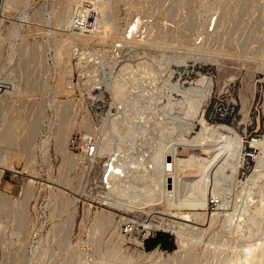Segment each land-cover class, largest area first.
I'll return each mask as SVG.
<instances>
[{
  "label": "rangeland",
  "instance_id": "rangeland-1",
  "mask_svg": "<svg viewBox=\"0 0 264 264\" xmlns=\"http://www.w3.org/2000/svg\"><path fill=\"white\" fill-rule=\"evenodd\" d=\"M69 1L26 0L16 6L12 2L6 4L5 0H0L1 77H5L8 70L17 67L23 55H30L29 61L21 62L22 71H18L16 77L21 92L8 97L13 105H24L29 113L23 124L20 144L15 147L20 154L13 159V164L20 173L7 170L0 183V192L12 197L17 207L22 201L27 203V220L24 231L17 235L14 230L17 222L0 214V221H4L0 223V240L5 241L0 242V264H16L18 255L23 258L21 264H106L103 257L107 255H115L111 260L124 258L125 262L120 260L122 263L117 259L118 264H151V260L144 257L126 260L123 256H130L141 248L130 237L125 240L115 237L114 226L118 225L122 216L134 217L135 213L128 214L103 205V189L100 184L102 173L96 175L88 163L72 157L73 154L80 156L84 152L92 142L89 139L92 132L86 131V128H78L74 123L86 117L88 122L91 121L89 125L92 123L93 129L96 127L95 130H100L108 111V108L107 111L102 108L105 104L106 107L110 104L111 95L114 94L111 87L114 80L123 79L125 73L121 72L122 67L129 63L131 66H138L142 56L144 60L141 61H149L155 68L158 66L164 69L170 65L175 69L180 66L176 71L170 68L158 73L155 83L160 87L170 80L172 89L185 91L187 95L193 86L208 87L209 84L214 92L223 96L227 94V97L232 98L235 94L236 111L239 113L236 112L237 118L240 117L239 120H242L241 123L244 121V124H248L249 120L250 126H254L253 132L254 128L255 131L258 129L256 133L260 132L259 135L264 139V0ZM81 10L84 12L85 25L76 27L78 19L75 18L82 13ZM138 18L143 20V29L133 38L132 46L124 47L121 41L123 33ZM215 21H219L216 27ZM112 24L117 25V30ZM135 43L139 44V51L136 50ZM137 52L140 57H131L137 55ZM152 60L158 61L154 64ZM159 60L162 61L161 65ZM194 62L198 67L201 66L199 69L203 73L208 72L205 82H198L199 78L195 73L185 85L177 86L178 76L188 74ZM1 81L7 83L9 80ZM146 85L148 83H140L135 87ZM122 89L118 88L117 93ZM0 101L2 106L5 97L0 98ZM255 111L261 112L263 117L260 118L257 114L255 116ZM1 113L6 114L5 110ZM36 118H39V123L34 126ZM63 129L68 135L65 140L60 141L58 134ZM261 137L258 139L261 140ZM116 138L113 137V140H117ZM243 138L246 139V136ZM125 140L128 145V139ZM125 143L121 145L126 146ZM260 152L262 155L263 150ZM183 154L187 155L186 152ZM205 155L209 157L208 153ZM262 165L256 162L253 166ZM189 171L191 175L198 173L197 168ZM238 182L233 183L230 207L219 208L217 204H212L207 211L219 214L213 226L197 224L196 227L209 228L205 232L196 229L185 231L187 246H194L199 254L206 252L211 255L210 260L195 259L187 264H230L229 259L234 252L245 251L242 248L251 243L260 242L262 247L259 252L264 250V213L258 217L261 218V223L256 216L253 218L254 211L250 217L248 213L246 218L244 216L246 223L240 228L236 217L231 222L225 220L228 213L238 214L235 211H242L243 206L249 204L255 207L258 204L257 197L254 198V204L245 197L248 191L244 190L241 179ZM29 190L32 192L29 193ZM242 198L246 201L244 205ZM103 211L115 215L113 227L102 228L97 223V218ZM155 211L159 213L153 217L139 213V218L146 223H138L136 230L147 234L150 223H156L161 218L179 220L161 206H157ZM73 217V230L68 236ZM255 218L258 221H254ZM222 223H227V226L223 227ZM220 227L224 228L223 232ZM148 237L150 238L144 247L148 252L158 247L167 256L179 249L178 235L172 230L152 231ZM111 250L116 252L110 254Z\"/></svg>",
  "mask_w": 264,
  "mask_h": 264
},
{
  "label": "bare ground",
  "instance_id": "bare-ground-1",
  "mask_svg": "<svg viewBox=\"0 0 264 264\" xmlns=\"http://www.w3.org/2000/svg\"><path fill=\"white\" fill-rule=\"evenodd\" d=\"M25 1L26 0H5L6 4L12 2L16 6H20V4H23ZM67 1L70 2L69 0ZM70 4H72V2ZM70 4H68V6ZM113 24L112 27L115 26ZM217 24H219V21H215V27ZM143 26L144 24L141 18L133 20L130 23L129 28L127 27L128 30H125L123 33L121 38L122 45H124V47L129 45L132 46L131 44L134 43L133 38L141 33ZM116 28L117 25L115 26V30H117ZM136 43V50L139 51L137 47L139 44L136 45ZM134 52L136 51L134 50ZM136 56L140 57V53L137 55H131V57ZM12 59L13 58L11 57L10 60ZM29 59L30 55L26 53V56L23 55L21 62L29 61ZM155 59L157 58L155 57ZM139 60L140 63L137 64L138 66H131L129 63L131 67L129 65L122 67L121 72L125 73L124 77L122 76L123 79L116 78L114 80L111 86L114 94L111 95L112 98L110 97V104L107 107L105 104V107L103 106L102 108H108V111L106 109V118H104L103 127H101L100 130H95L96 127L93 129L91 127L92 123L89 125L91 121L88 122L86 117H83L74 123V126H77L78 128H86L88 129L86 131L90 130L92 132L91 135L89 134L91 136L89 139L92 140L90 147L93 145V149L91 151V148L86 147L80 156L73 154L72 157L75 160L78 159L82 162L85 161L84 163H88L89 168H93L96 175L99 176L102 173L100 184L103 189V195L101 196L103 205L120 212H127L128 214L135 213L134 217H124L120 215L122 217L121 219L119 218L120 222L117 226H114L113 222L115 215L112 212L107 213L103 211L97 218V223L101 227H115L113 232L115 237L120 240H125L129 236L130 239L141 248L140 251H135L130 256L123 255L126 260H133L138 256L150 259L151 264H175L176 262L179 264H187L189 261L195 259H206L207 261L211 256L209 253L205 252L199 254L194 246H187L185 231L196 229L205 232L209 227L213 226V224L217 222L219 214H211V212L208 213L207 211L212 206V203H215L216 201H218L217 206L219 208L230 207L233 183L238 182L240 179L242 181L241 184L244 186L242 187L244 190L247 189L248 191L247 196H244L247 197V199L249 198L250 202L253 204L255 203L254 198L257 197L258 204L256 203L257 205L255 207L247 204L246 206H243L242 211L240 209L235 211L239 212L238 214H232V212L230 215L229 213L226 215L225 213L224 215L227 216V219L225 218V220L231 222L236 217L238 227L240 228L245 222L248 213L250 217L254 211L255 214L253 218L256 216L257 219L263 215L264 142L262 141L264 139L259 135L260 132L256 133L258 129L255 131L254 128L255 133L253 132L254 126H250L251 122L249 120H247L248 124H244V121L241 123L242 120H239L240 117L237 118V102L234 100V93V96L228 93L232 98L234 97L233 99L227 97L228 95L225 93V96H223L220 93L214 92L212 85L210 87L209 84L208 87L195 85L189 89L191 92H188L187 95L185 91L172 89L169 84L171 83L170 80L166 82L165 86L160 87L155 83L158 79V73L172 67H169L170 65H168V67L161 69L156 65L157 68H155L151 62L141 61L144 60L142 56ZM155 61L152 63L155 64ZM21 62L17 67L8 70L9 72H7L5 77L3 76L2 78L0 75V79L2 78L10 81V84H8L9 81L4 83L1 81L2 79L0 80L2 91L0 98L5 97V101H3L1 103L2 106H0L2 109L0 110V183L4 179V174L7 170L14 173H20V171L14 166L13 159L20 154V151L17 152L15 147L20 144L22 138L21 132L24 127L23 124L29 117V113L24 105H13L8 97H10L11 94H19L21 92L19 83L16 81L18 71H22L20 64L23 66V62ZM173 62H176V60ZM161 63L162 61L160 62V65ZM198 66L199 65L194 62L189 68L188 74L186 73L182 76H178L176 80L177 86L185 85L195 73H197V77L199 78L198 82H205L207 79L206 74L208 72L204 71L203 73L199 69L201 66ZM178 67L180 66H177V68L175 67V69L172 68V70L176 71ZM139 82L141 84L148 83V85L140 88L135 87V85L140 84ZM118 88H123L120 93H117ZM132 88L133 90H131ZM262 90L264 91V87ZM4 110L6 114L1 113V111L4 112ZM114 110L116 111L115 113ZM254 114L255 116L257 114L260 118L263 117L261 112L255 111ZM255 116L253 117L255 118ZM38 119L39 118L35 119L34 126L39 123ZM31 131L32 133L34 132L33 130ZM67 135L68 133L66 130H61L58 134L59 140H65ZM253 135H257L258 138L261 137L262 141L259 140L260 138L258 139L257 136ZM243 136H246V139L243 138ZM113 137L114 139L117 137V140L114 141ZM125 139H128V145ZM123 142H126V146L121 145ZM262 150L263 153L261 155L260 151ZM185 152L187 155L183 154ZM207 153L209 154V157L205 155ZM256 162H260L263 165L253 166ZM193 168L194 170L197 168L198 173L195 175L192 174V176L189 169ZM230 180L233 181L231 182ZM28 192L31 193L32 190H29ZM12 200V197L6 193L0 192V214L3 213L13 219V222H17L14 226V230L18 235L25 229V221L27 220V203L22 201L20 202L19 207H17V203L13 202L15 200ZM241 200L243 201L242 205H244V202L246 201H244L243 198ZM233 202L235 203L233 204L237 206L236 202ZM157 206H161L164 211L171 212L172 215L178 217L179 220H166L161 218L156 223H150L147 234H143L139 230H137V233H132L131 235L125 234L124 222L130 223L129 226L133 227L132 230L137 229L136 225L138 223H146L139 218L138 214L145 213L153 217L154 214L159 213L155 211ZM256 218L253 220L256 221ZM260 219L261 218L257 221L261 223ZM200 221L203 223L199 224ZM8 222H10V220H8ZM73 222L74 217L71 220L68 236L71 235L73 230ZM0 223L2 224L4 221H0ZM197 224L201 226L209 225V227L202 229L198 226L196 227ZM225 224L223 227L227 226ZM263 225L264 224H262V226ZM129 226L128 229H126L127 231L130 230ZM233 226L234 225H232V227ZM120 228H122V231H120ZM220 228L223 232L224 228ZM170 230L178 235L179 249L174 252L171 251L172 253H168L167 256L166 253L161 251L158 247L149 252L144 249V240L152 231L161 232ZM224 233H226V235L228 234L227 232ZM9 238L10 237H8V239ZM0 242L4 243L5 241L0 240ZM261 247L262 244L260 242L259 244L251 243L248 247L242 248L245 249V251L234 252L233 256L229 259L230 264H263L264 250L259 252ZM17 249L15 250L17 251ZM111 251L110 254L116 252L113 251L112 253ZM109 256L111 255L103 257V262L106 261V264H108V262L109 264H118V260L122 261V259L124 261V258L119 257L117 258L118 260L116 258V260H111L110 258H113L115 255L113 257ZM21 258L20 255L17 256L16 264H21ZM107 259L110 261H107Z\"/></svg>",
  "mask_w": 264,
  "mask_h": 264
},
{
  "label": "built area",
  "instance_id": "built-area-1",
  "mask_svg": "<svg viewBox=\"0 0 264 264\" xmlns=\"http://www.w3.org/2000/svg\"><path fill=\"white\" fill-rule=\"evenodd\" d=\"M81 12L82 13H80V14H78L77 16H76V18L75 19H78V20H76V22H75V26L76 27H82L83 25H85L84 23H83V20H84V12L81 10ZM80 20V21H79ZM1 86H0V95H1ZM90 144H91V142L89 143V145H87V148H91V151H92V149H93V145L90 147ZM217 202L218 201H216L215 203H212L213 205L214 204H217ZM129 224L130 223H123V225L125 226V228H124V232H125V234L126 235H131L132 233L134 234V233H137V230L136 229H134V230H132V226H129ZM122 225V226H123ZM128 226L130 227V230L129 231H127L126 229H128ZM129 237V236H128ZM150 237H148V238H145V240H144V243L149 239Z\"/></svg>",
  "mask_w": 264,
  "mask_h": 264
}]
</instances>
